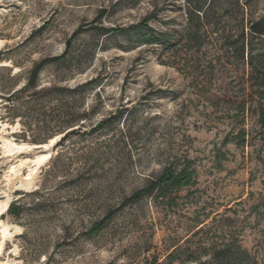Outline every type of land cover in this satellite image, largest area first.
<instances>
[{"label":"rangeland","instance_id":"obj_1","mask_svg":"<svg viewBox=\"0 0 264 264\" xmlns=\"http://www.w3.org/2000/svg\"><path fill=\"white\" fill-rule=\"evenodd\" d=\"M209 2L0 0V200L7 193L20 207L17 217L0 215L9 231L0 264H264V132L251 110L234 118L227 101L250 100L248 70L225 65L218 81L201 83L200 69L185 77L171 64L187 9ZM216 2L228 12L216 25L226 33L264 15V0ZM145 17L150 36L170 34L165 46L136 31H102ZM215 46L194 65L208 63ZM63 53L25 87L35 65ZM241 128L244 147L234 141ZM52 138L29 181L30 163L6 181L19 159L45 151L7 156L3 140ZM184 160L192 186L128 201Z\"/></svg>","mask_w":264,"mask_h":264},{"label":"trees","instance_id":"obj_2","mask_svg":"<svg viewBox=\"0 0 264 264\" xmlns=\"http://www.w3.org/2000/svg\"><path fill=\"white\" fill-rule=\"evenodd\" d=\"M227 13V10H224L216 0H210L207 4L204 3L187 9L189 17L187 25L179 41L180 48L173 52L171 64L185 75V77L191 76L193 70L200 69L201 71L195 77L197 79L198 77H202V80H200L201 83H204L207 75L209 79L214 78L218 81L217 76L219 74L229 71L227 69L228 66L225 65L232 64V66L235 67L237 63L243 64L248 70L246 74L247 80L245 82L250 84V103L245 96H242L240 100L234 102L227 101L235 106L234 118L240 116L244 119L246 112L251 110V113L257 117V124L264 132V15L258 19L250 20L246 27L243 26V21L241 20L236 30L237 32L226 33L225 30L217 28L216 25L219 24L223 15ZM104 14L105 10H102L99 15L102 16ZM214 18H216L215 24L212 23ZM149 20L150 17H145L140 22L129 26L127 29L102 28V31L108 35L136 31L141 35L145 43L153 41L159 46H165L167 44L166 39L170 37V34L168 32H156L150 36L149 33L153 31L148 24ZM79 32L80 30H77L74 35H77ZM215 44L218 46L216 47ZM70 46L71 39L66 42L65 52ZM208 46H215L214 56L211 57L208 63H199L195 66L193 62L194 59L198 62V58L195 57ZM177 52L183 53L178 54ZM64 53L49 60H42L35 65L30 72V77L25 87L34 86L38 74L44 65L48 62L63 59ZM22 90L23 89L20 91ZM218 91L219 90H217V92ZM14 94H16V92ZM213 97L218 102L224 100V96H216L215 94ZM247 136L248 133L244 128L239 129L234 137V141H236L235 144L241 147L246 146ZM262 141L264 146V133ZM229 142L230 141L227 139L225 143ZM194 175L195 171L192 169L189 160H184L180 168L167 166L158 177L150 180L145 187L136 191L128 201L136 202L154 193L160 194V192L188 188L194 183ZM6 214L17 217L20 214V207L12 203L9 205ZM174 259V253L167 256V261H172ZM147 264H155V262ZM198 264H210V262L204 261Z\"/></svg>","mask_w":264,"mask_h":264},{"label":"bare ground","instance_id":"obj_3","mask_svg":"<svg viewBox=\"0 0 264 264\" xmlns=\"http://www.w3.org/2000/svg\"><path fill=\"white\" fill-rule=\"evenodd\" d=\"M56 139L57 138H52L48 143L39 144V145L25 144V143L19 144L12 142L11 140L8 139L3 140V153L7 154V156H16L21 153H27L35 148H41L45 151L43 153L36 154L31 159H26V160L19 159L15 163V165L10 167V170L5 175L6 181L8 183L12 182L13 179H15L19 174V172L21 171V168L26 164L30 163L34 165V168L33 167L30 168L29 173L27 174L26 180L29 181L32 178V176L35 174L37 168L50 158V152L47 150L50 149L49 147L54 144ZM23 185L25 186L24 183ZM9 201H10V197L6 193V199L0 200V215L7 211L9 207ZM8 235H9L8 227L0 221V254L2 252L3 242L8 237Z\"/></svg>","mask_w":264,"mask_h":264}]
</instances>
